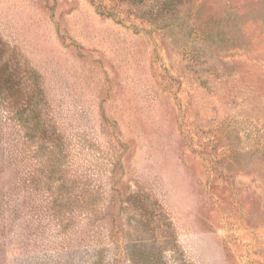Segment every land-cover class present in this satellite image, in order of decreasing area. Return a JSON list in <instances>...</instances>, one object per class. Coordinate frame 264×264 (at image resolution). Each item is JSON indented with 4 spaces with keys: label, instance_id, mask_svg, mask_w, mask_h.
Returning a JSON list of instances; mask_svg holds the SVG:
<instances>
[{
    "label": "rangeland",
    "instance_id": "374dc122",
    "mask_svg": "<svg viewBox=\"0 0 264 264\" xmlns=\"http://www.w3.org/2000/svg\"><path fill=\"white\" fill-rule=\"evenodd\" d=\"M0 42V264H264V0H0Z\"/></svg>",
    "mask_w": 264,
    "mask_h": 264
},
{
    "label": "trees",
    "instance_id": "16d2710c",
    "mask_svg": "<svg viewBox=\"0 0 264 264\" xmlns=\"http://www.w3.org/2000/svg\"><path fill=\"white\" fill-rule=\"evenodd\" d=\"M2 43L0 42V56L2 55L3 49L2 48ZM6 89L11 90L13 89L12 86H6ZM39 92L37 95L42 96V89L38 88ZM12 91V90H11ZM39 102L41 101L40 98H38ZM44 100V97L42 98V101ZM45 102V100H44ZM34 106H31V104H27L24 107V110L29 112L30 110L32 111ZM30 111V112H31ZM28 117L22 120H19V122L22 121V124L25 125L26 127V134H25V142L30 146V143L34 140V138H36L37 136L42 137L43 139H47L48 137L51 139V137L48 135V133L45 131V120L43 118L40 119V122L35 123V126L31 123L30 120L32 116H30V113H28ZM43 122V124L41 123ZM43 126V127H42ZM39 134H38V133ZM42 151V149H41ZM64 150H58L56 148L51 147L50 149H47L46 152H43L45 154V159L43 160L44 163L46 164V167H48L47 170V174L44 175V177L47 178V184H38L39 186L36 187V184H32L33 187H35L37 190V188L42 189V187H46L45 185L48 186L47 190L48 191H52L56 194V197H54L52 199V203H51V211H53L54 216L59 217V219H63L62 216H60L59 212H62L61 210L65 209V208H69L72 209L73 212H75V209H73V205L74 203H76L78 201V199L80 200H85L86 198L84 197L85 195L89 194H94V196L98 195L97 192L92 191V190H85L83 191L84 193H82V191L80 189L77 190V188L79 187L78 184H76V180H69L68 178H63V174L61 172L62 170V160H65L66 155L63 154ZM61 173V177L56 176V173ZM31 176V174H30ZM31 181H35L34 178L31 176ZM38 180V179H37ZM54 180H58L59 184L56 186L52 185V182ZM61 181V182H60ZM84 195V196H83ZM65 218V216H64ZM67 218V217H66ZM69 220V219H68ZM111 235H113V233L111 232Z\"/></svg>",
    "mask_w": 264,
    "mask_h": 264
}]
</instances>
